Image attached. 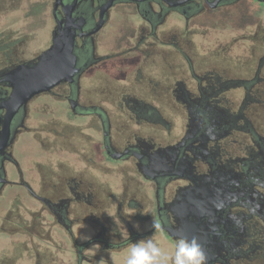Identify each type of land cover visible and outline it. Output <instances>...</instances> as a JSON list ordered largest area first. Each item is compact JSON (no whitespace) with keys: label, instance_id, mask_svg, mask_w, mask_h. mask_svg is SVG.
<instances>
[{"label":"flooded vegetation","instance_id":"af4514ba","mask_svg":"<svg viewBox=\"0 0 264 264\" xmlns=\"http://www.w3.org/2000/svg\"><path fill=\"white\" fill-rule=\"evenodd\" d=\"M27 1L0 0L26 19L37 7L49 22L44 48L28 57L35 37L25 25L0 30V200L11 204L0 216V235L21 237L18 258L92 264L99 254L150 237L175 249L189 226V235L214 249L212 264L264 261L260 15L249 20L252 30L231 40L241 46L238 63L225 62L230 46L210 47L203 64L189 57L165 73V56L183 50L178 35H166L170 23L183 21L188 29L199 15L243 0ZM68 14L73 28L83 21L73 80L35 95L8 119L2 105L13 91L9 73L49 50ZM105 32L120 38L109 51ZM86 142L102 148L112 166L118 184L111 191L99 192L95 155L81 149ZM119 163L127 168H113ZM102 195L109 197L108 214L100 213L107 207Z\"/></svg>","mask_w":264,"mask_h":264},{"label":"rangeland","instance_id":"374dc122","mask_svg":"<svg viewBox=\"0 0 264 264\" xmlns=\"http://www.w3.org/2000/svg\"><path fill=\"white\" fill-rule=\"evenodd\" d=\"M27 3L30 6L32 1L30 2L28 0ZM0 4V30H15L17 28L22 29L25 25V27L27 28L26 31L29 34H32L33 37H35V39L30 42V49L25 56H31L37 51L44 48L47 32L49 29V22L46 18L44 19L42 12H40L37 7H35V9H33L32 7L31 13L29 14L30 17L26 19L25 17H21V14H23L22 10L12 9V7H15V5H12L10 3ZM261 8H263L262 11H260ZM256 14L260 15V20H264V6L252 5L249 0H243L236 5L221 8L215 11L209 10L196 17L190 23V28L188 29H190L191 31H195V33L190 35L189 38L185 34L188 31V29L186 28V23H184L183 21L170 23L167 26L168 30L166 32V35H178L180 47L183 48L182 51H184L185 53L180 51V53L176 55L169 54L168 57L165 56L163 60L165 73L171 65L176 66L178 64H187L189 57H195V60L197 62H201L200 64H203V62L206 61L205 58L208 56L206 55L205 49L210 47L230 46L231 50H229L228 52L229 58H227L225 62L229 64L238 63L237 57L242 55L239 53L237 46H241L237 44L236 47H234L231 44V40L238 38L240 35L244 34V32L252 30V28L248 26V24ZM115 32H117V30H115ZM119 39L120 38L118 37V35H116V33L112 34L110 32H105L104 45L108 48L107 51L112 49L113 44H115ZM188 41L190 43H188ZM245 44L247 45V43ZM171 48L172 47L166 45L164 46V49L170 52H172ZM194 53H197V55H194ZM89 78L92 79V77L90 76ZM91 85L93 86V82L90 81L88 88H90ZM64 122L68 123L66 119H64ZM82 148H84V151L88 153H94L95 155V170L99 172H94L95 175H97L99 178L97 180L98 184L100 185L99 192L103 193L106 191H111L112 186L115 187L118 182L115 183V181L113 180V176L111 177L110 170L112 166L107 164V162L105 161L102 148H100L99 146L97 147L94 143L91 146V143L88 142L84 143L81 149ZM39 153L43 154V151H39ZM39 153H37V155H39ZM78 159L80 158L78 157ZM83 165H85V162ZM90 168L91 167L88 166V169ZM113 168L126 169L127 167L123 163H119ZM97 176L95 177V179L97 178ZM89 179L91 180V178ZM92 179L95 180L94 178ZM108 198L109 197L102 195L101 200L106 203L107 207H105V209L104 207H102L100 209V213H109ZM10 206L11 204L9 200H0L1 217L5 216L8 209H10ZM20 211L22 213V209ZM11 238L12 237L0 235V260L12 264H29L26 255L23 254V256L20 258H18V256L16 255V244H18L17 240L21 237L15 236L12 239ZM159 245L161 249L170 257L174 255L175 249L173 246L162 245L160 243ZM130 247L131 246L123 249L120 252L111 251L109 253H106L107 256L99 254L98 257L100 258V260L96 259V261L92 264H104L103 261H101L102 257L111 261V264H125ZM58 258H62V256H58ZM65 260L67 264H71V262H69L68 260V257H65ZM169 264H171V261H169ZM255 264H264V261L256 262Z\"/></svg>","mask_w":264,"mask_h":264},{"label":"water","instance_id":"95a60500","mask_svg":"<svg viewBox=\"0 0 264 264\" xmlns=\"http://www.w3.org/2000/svg\"><path fill=\"white\" fill-rule=\"evenodd\" d=\"M73 28L72 15L59 23L53 37L52 47L43 52L36 61L19 66L9 73L6 83L13 91L2 106L6 107V117L11 118L27 101L42 92L49 91L63 81H72L77 71V59L74 55V43L77 36H82L83 21L76 22ZM157 158L153 159L155 165ZM152 167V166H151ZM191 229L185 228L180 237L191 240ZM197 239V238H196ZM206 255V264H212L217 254L214 249L204 245L203 239H197Z\"/></svg>","mask_w":264,"mask_h":264},{"label":"clouds","instance_id":"9594fccd","mask_svg":"<svg viewBox=\"0 0 264 264\" xmlns=\"http://www.w3.org/2000/svg\"><path fill=\"white\" fill-rule=\"evenodd\" d=\"M139 227V225H137ZM152 228L160 231L161 225L153 220ZM206 255L196 238H179L174 255L164 252L158 241L150 237L132 245L125 264H206Z\"/></svg>","mask_w":264,"mask_h":264}]
</instances>
